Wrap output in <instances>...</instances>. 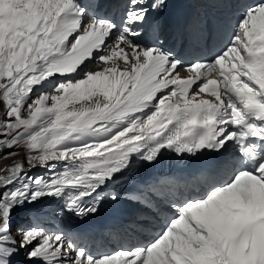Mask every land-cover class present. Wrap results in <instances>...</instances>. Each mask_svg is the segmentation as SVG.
Returning <instances> with one entry per match:
<instances>
[{"label":"snow or ice","instance_id":"6c2138e0","mask_svg":"<svg viewBox=\"0 0 264 264\" xmlns=\"http://www.w3.org/2000/svg\"><path fill=\"white\" fill-rule=\"evenodd\" d=\"M163 6L126 0L117 25L89 15L81 0H0V148L23 146L30 165L0 169V264L19 250L28 264H264V0L243 7L230 43L214 60L186 66L194 74L186 78L171 51L136 42L149 8ZM92 59L111 66L86 71ZM230 144L238 156L228 178L174 203L144 245L94 256L65 246L63 232L29 226L12 236L13 211L44 198L67 197L76 216L96 213L86 198L134 157L153 162L162 150L195 156ZM37 166L51 175L29 176Z\"/></svg>","mask_w":264,"mask_h":264},{"label":"bare ground","instance_id":"6f19581e","mask_svg":"<svg viewBox=\"0 0 264 264\" xmlns=\"http://www.w3.org/2000/svg\"><path fill=\"white\" fill-rule=\"evenodd\" d=\"M111 1V0H110ZM182 1H185V0H174L168 7V10L166 11V13L164 14L163 17H167L168 15V20H171L173 15H174V12H175V9H173L174 7H178L180 6L181 2ZM227 2V1H226ZM152 19V18H151ZM174 30H171L169 29L168 27L166 29H163L162 31H160V35L163 39H166L167 36L170 35L171 32H173ZM199 31H197V34H198V38L200 37V34H199ZM168 49L170 50L171 49V46L168 45ZM174 58H178V56H173ZM89 64V63H87ZM90 66L87 67L85 70H88L92 67V64H89ZM105 65V64H104ZM106 66V65H105ZM110 66H111V62H110ZM83 67V65L81 66ZM82 75V73L78 76L80 77ZM75 78V77H73ZM50 92V91H49ZM22 160V162H21ZM28 163V161L26 160V156H22V157H17V158H12L11 160H6L5 162H1L0 163V169H5L7 167H10L12 165H14L15 163ZM50 163H56V162H50ZM62 164H58L57 165V168L56 170L59 171V170H62ZM32 177H35V176H46V175H51V173L49 172V170L45 167H40V166H37L35 168H32L29 172H28ZM0 174H6L4 172H0ZM59 202H58V198H52V197H49V198H44L43 200H41L39 203H36V204H33V205H28V204H25L24 207L20 208L22 210H19L20 211V214H23L24 211L27 209V208H30V209H34L36 208L37 206H44L47 210H54L57 208ZM14 213V211H13ZM13 213H12V216H13ZM14 227V226H13Z\"/></svg>","mask_w":264,"mask_h":264},{"label":"rangeland","instance_id":"374dc122","mask_svg":"<svg viewBox=\"0 0 264 264\" xmlns=\"http://www.w3.org/2000/svg\"><path fill=\"white\" fill-rule=\"evenodd\" d=\"M173 0H164V6L163 8H160L159 10H153L151 8H149V11L150 10H153L154 12V17L158 18L157 22H156V26H158V29H163L164 28V25L162 24V14H164L165 10L168 8L167 6L172 2ZM227 1V2H226ZM100 2H103V3H108L109 0H100ZM122 2H125L126 3V0H122ZM153 0H147V3H152ZM201 2V0H200ZM230 4L229 3V0H203V4L205 5V7L207 9H209L210 11H213V10H220V7L225 5V4ZM45 92H51V88L49 87H46L44 88ZM36 98V93L33 95V99ZM78 107V105H77ZM4 112H5V106L3 105L2 102H0V118H2L4 116ZM5 149V148H4ZM16 150H18L16 152V155L15 156H12V157H9L8 159L6 158L4 160V162L6 160H11L12 158H17V157H22V156H26V160H27V156H28V153L25 151V149L23 148V146L19 145L16 147ZM2 151V148H0V152ZM5 152L7 153V150L5 149ZM3 162V161H1ZM0 162V163H1ZM22 162V160H21ZM40 209V208H39ZM22 210V209H20ZM37 210V209H36ZM25 218V217H23ZM15 220H17V217L14 218ZM19 223H14V222H11V229L12 231L15 230V227L18 225ZM44 224H46V226H44ZM50 223H45L43 222L42 225H40L39 227H43V229L46 231V232H49V233H57V231H55L53 228L52 229H48V226H49ZM14 226V227H13ZM51 226H53V224H51ZM49 226V227H51ZM26 227H29L28 225ZM13 234V233H12ZM13 236V235H12ZM66 246V245H65ZM23 251V250H22Z\"/></svg>","mask_w":264,"mask_h":264},{"label":"trees","instance_id":"16d2710c","mask_svg":"<svg viewBox=\"0 0 264 264\" xmlns=\"http://www.w3.org/2000/svg\"><path fill=\"white\" fill-rule=\"evenodd\" d=\"M15 147V146H14Z\"/></svg>","mask_w":264,"mask_h":264}]
</instances>
